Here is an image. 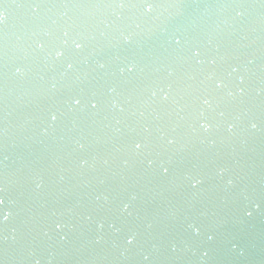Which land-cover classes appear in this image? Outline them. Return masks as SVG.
<instances>
[{
    "label": "water",
    "instance_id": "95a60500",
    "mask_svg": "<svg viewBox=\"0 0 264 264\" xmlns=\"http://www.w3.org/2000/svg\"><path fill=\"white\" fill-rule=\"evenodd\" d=\"M0 16V264H264V0Z\"/></svg>",
    "mask_w": 264,
    "mask_h": 264
},
{
    "label": "snow or ice",
    "instance_id": "6c2138e0",
    "mask_svg": "<svg viewBox=\"0 0 264 264\" xmlns=\"http://www.w3.org/2000/svg\"><path fill=\"white\" fill-rule=\"evenodd\" d=\"M147 7H149V8H151L152 7V5L149 3V4H147L146 5ZM0 18H2V16H0ZM77 47H80V45H77ZM76 103L77 104H79L80 103V101L79 100H77L76 101ZM96 105L95 104H92V107L94 108ZM137 147H139V145H137ZM0 203H2V201H0Z\"/></svg>",
    "mask_w": 264,
    "mask_h": 264
},
{
    "label": "clouds",
    "instance_id": "9594fccd",
    "mask_svg": "<svg viewBox=\"0 0 264 264\" xmlns=\"http://www.w3.org/2000/svg\"><path fill=\"white\" fill-rule=\"evenodd\" d=\"M151 8H149V7H146V10H150Z\"/></svg>",
    "mask_w": 264,
    "mask_h": 264
}]
</instances>
